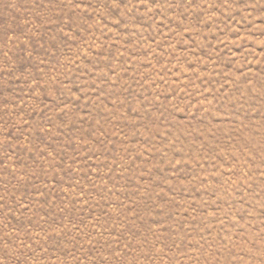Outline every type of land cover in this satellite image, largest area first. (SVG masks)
Here are the masks:
<instances>
[{
    "label": "rangeland",
    "instance_id": "374dc122",
    "mask_svg": "<svg viewBox=\"0 0 264 264\" xmlns=\"http://www.w3.org/2000/svg\"><path fill=\"white\" fill-rule=\"evenodd\" d=\"M0 264H264V0H0Z\"/></svg>",
    "mask_w": 264,
    "mask_h": 264
}]
</instances>
